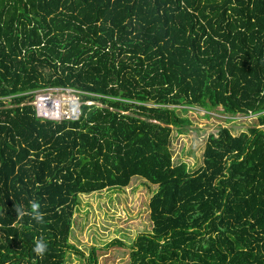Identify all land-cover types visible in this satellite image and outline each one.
I'll use <instances>...</instances> for the list:
<instances>
[{
    "label": "trees",
    "instance_id": "16d2710c",
    "mask_svg": "<svg viewBox=\"0 0 264 264\" xmlns=\"http://www.w3.org/2000/svg\"><path fill=\"white\" fill-rule=\"evenodd\" d=\"M44 90L77 118L40 116ZM177 107L257 126L220 127L192 173ZM134 177L157 191L129 264H264V0H0V264H65L79 196Z\"/></svg>",
    "mask_w": 264,
    "mask_h": 264
},
{
    "label": "rangeland",
    "instance_id": "374dc122",
    "mask_svg": "<svg viewBox=\"0 0 264 264\" xmlns=\"http://www.w3.org/2000/svg\"><path fill=\"white\" fill-rule=\"evenodd\" d=\"M47 92L39 91L37 95L42 96L40 98L50 97ZM52 96L62 103L56 121L60 120L62 112L64 116H69V104L79 100L71 90L53 93ZM50 107L51 103L46 102L35 108L42 116ZM175 112L181 118H188L191 125L182 132L175 128L172 130L169 149L173 164H186L192 173L203 166L207 139L211 134H216L220 127H229L233 135L238 136L257 126L256 116L251 115H241L228 122L221 108L213 111L198 108L185 111L177 107ZM156 191L157 186L134 177L123 190L80 195L69 239L70 245L79 251H68L65 264H129V252L136 238L142 233L151 232L149 203ZM92 254L97 259L95 263L89 261Z\"/></svg>",
    "mask_w": 264,
    "mask_h": 264
},
{
    "label": "built area",
    "instance_id": "2783aa9c",
    "mask_svg": "<svg viewBox=\"0 0 264 264\" xmlns=\"http://www.w3.org/2000/svg\"><path fill=\"white\" fill-rule=\"evenodd\" d=\"M51 99L52 98H49V97L39 98L37 105L39 106L40 103L50 102L51 105H52V107H50V109L53 111V113H50L49 111H47V112L44 113V116L50 117V118L56 120L55 117H59L60 116V112L58 110L62 109V103L60 102L59 99H54L53 101H51ZM79 108H80L79 102L77 100H73L69 104V112H70L69 117H71L73 119L77 118L78 112H79ZM48 110H49V108H48Z\"/></svg>",
    "mask_w": 264,
    "mask_h": 264
},
{
    "label": "clouds",
    "instance_id": "9594fccd",
    "mask_svg": "<svg viewBox=\"0 0 264 264\" xmlns=\"http://www.w3.org/2000/svg\"><path fill=\"white\" fill-rule=\"evenodd\" d=\"M40 205L37 202L31 203V212L30 215L33 220L40 223L44 221V214L39 211ZM24 212L23 210H20V215L23 216ZM47 251V242L44 240L38 239L35 242V246L33 248V252L38 256H43Z\"/></svg>",
    "mask_w": 264,
    "mask_h": 264
}]
</instances>
